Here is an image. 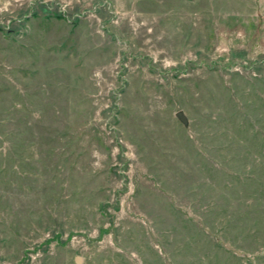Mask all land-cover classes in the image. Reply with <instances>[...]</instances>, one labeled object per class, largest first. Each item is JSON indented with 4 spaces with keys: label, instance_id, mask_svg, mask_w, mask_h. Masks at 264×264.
<instances>
[{
    "label": "rangeland",
    "instance_id": "1",
    "mask_svg": "<svg viewBox=\"0 0 264 264\" xmlns=\"http://www.w3.org/2000/svg\"><path fill=\"white\" fill-rule=\"evenodd\" d=\"M0 264H264V0H0Z\"/></svg>",
    "mask_w": 264,
    "mask_h": 264
},
{
    "label": "water",
    "instance_id": "2",
    "mask_svg": "<svg viewBox=\"0 0 264 264\" xmlns=\"http://www.w3.org/2000/svg\"><path fill=\"white\" fill-rule=\"evenodd\" d=\"M175 117L182 123V124H186V119H185V117H184V115H183V113L181 112V111H179V112H177L176 113V115H175ZM75 261L76 262H79V258L77 257V258H75Z\"/></svg>",
    "mask_w": 264,
    "mask_h": 264
}]
</instances>
